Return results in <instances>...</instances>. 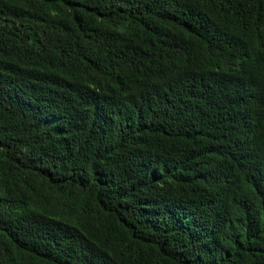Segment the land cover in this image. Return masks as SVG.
Listing matches in <instances>:
<instances>
[{"label":"trees","instance_id":"obj_1","mask_svg":"<svg viewBox=\"0 0 264 264\" xmlns=\"http://www.w3.org/2000/svg\"><path fill=\"white\" fill-rule=\"evenodd\" d=\"M0 264H264V0H0Z\"/></svg>","mask_w":264,"mask_h":264}]
</instances>
